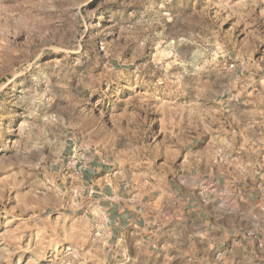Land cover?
Returning <instances> with one entry per match:
<instances>
[{
	"label": "rangeland",
	"instance_id": "374dc122",
	"mask_svg": "<svg viewBox=\"0 0 264 264\" xmlns=\"http://www.w3.org/2000/svg\"><path fill=\"white\" fill-rule=\"evenodd\" d=\"M229 107L258 161L264 0H0V264H108L92 182L157 191Z\"/></svg>",
	"mask_w": 264,
	"mask_h": 264
},
{
	"label": "crops",
	"instance_id": "0c3cea01",
	"mask_svg": "<svg viewBox=\"0 0 264 264\" xmlns=\"http://www.w3.org/2000/svg\"><path fill=\"white\" fill-rule=\"evenodd\" d=\"M191 142L196 149L157 191L132 196L116 182L112 189L103 178L100 185L92 182L100 196L115 194L105 209L108 264H264V155L256 161V108L229 107L218 131Z\"/></svg>",
	"mask_w": 264,
	"mask_h": 264
},
{
	"label": "built area",
	"instance_id": "2783aa9c",
	"mask_svg": "<svg viewBox=\"0 0 264 264\" xmlns=\"http://www.w3.org/2000/svg\"><path fill=\"white\" fill-rule=\"evenodd\" d=\"M198 182H199L200 187L202 188H205V186H207V183L203 178H200Z\"/></svg>",
	"mask_w": 264,
	"mask_h": 264
}]
</instances>
